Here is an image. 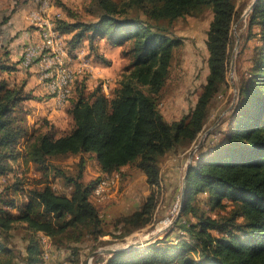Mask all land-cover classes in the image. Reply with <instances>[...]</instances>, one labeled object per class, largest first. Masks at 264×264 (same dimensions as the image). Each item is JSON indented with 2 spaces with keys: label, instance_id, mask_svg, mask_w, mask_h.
I'll list each match as a JSON object with an SVG mask.
<instances>
[{
  "label": "trees",
  "instance_id": "16d2710c",
  "mask_svg": "<svg viewBox=\"0 0 264 264\" xmlns=\"http://www.w3.org/2000/svg\"><path fill=\"white\" fill-rule=\"evenodd\" d=\"M96 1L99 14L95 19L79 18L73 11L70 18H57L55 28L69 34L66 46L71 56L88 41L89 54L97 60L110 64L105 53L108 44L120 45L128 62L110 94L103 90L102 81L89 89L86 77H76L67 101L73 119L68 132L58 135L49 121H45L47 128L30 132L15 112L33 93L25 83L12 85L8 79H0L1 172L8 170L7 161L22 155L45 173L53 158L79 157L76 173L59 170L69 194L56 191L46 179L29 185L23 175H15L11 195L8 190L0 193V264L16 262L18 256L7 239L18 225L27 230L25 264H46L43 235L53 245L70 246L83 233L99 242L103 241L100 236L114 234L105 229L108 220L91 199L104 178L84 179L92 157L102 175L135 165L151 187L139 208L115 219L117 227L124 228L118 236L153 222L163 158L191 147L205 125L214 97L227 84L232 25L238 15L236 0ZM57 4L65 7L63 2ZM205 8L213 11L206 40L207 82L191 112L171 122L159 108V100L182 39L162 21L172 23ZM248 26L249 37L259 39L252 65L239 86L229 128L209 142L207 154H198L188 166L180 217L163 238L143 248L114 252L106 264H264V0H256ZM101 38L105 44L97 42ZM0 68L16 69V65L0 61ZM25 136L28 143L22 153L18 145ZM200 193L209 195L211 208L227 207L225 199L231 200V213L210 215L194 202ZM188 213L195 220L182 221V214ZM175 229L181 233L171 239Z\"/></svg>",
  "mask_w": 264,
  "mask_h": 264
},
{
  "label": "rangeland",
  "instance_id": "374dc122",
  "mask_svg": "<svg viewBox=\"0 0 264 264\" xmlns=\"http://www.w3.org/2000/svg\"><path fill=\"white\" fill-rule=\"evenodd\" d=\"M40 1L36 8L39 7ZM50 1L52 6L49 17L54 22L62 16L70 18L69 14L73 13V11H77V17L86 20L95 19L99 14L96 0H57L65 4L64 8L59 6L56 0ZM253 1L236 0L238 15L232 25L227 84L223 85L214 97L202 131H200L190 148L186 150L179 148L172 151L161 162L162 184L159 190L158 206L153 222L145 227L136 229L130 234L118 236L124 231V228L123 226L117 227L115 219L122 214L130 213L139 208L150 193L151 187L147 183L143 171L135 165L125 166L121 171L112 175H102L98 161L92 157L87 162L84 179L90 180L101 177L100 180H102L105 177L110 178V186L104 191L101 190V193L98 194L94 191L91 199L99 208L102 217L108 220L105 229L113 231L114 234L100 236V239L103 241L99 242L91 240L90 236L83 233L80 239L74 241L70 246L68 244L63 245L64 243L53 245V241L49 239L48 246L41 245L45 250L43 257L46 264H106L111 253L101 249L122 248L135 241L145 242L141 245L147 246L163 238L166 232L172 228L175 221L181 215L183 201L182 187L188 166L198 154H207L209 142L219 139L223 135V131L229 128V118L238 99L239 86L242 83V79L247 76L248 69L252 65V59L255 55V48L259 45V39L257 36L249 37L248 23L250 12L247 13L246 11ZM56 6L60 10L56 9ZM67 7L70 8L67 9ZM31 12L29 14V21L39 28L38 22L31 19ZM212 18V9L205 8L198 14L179 17L172 23H169L167 20L162 21L174 35L182 39V44L175 49L171 73L159 100V108L166 119L171 122L179 120L191 112L197 103L204 84L207 82L209 51L206 40ZM254 31H258V28L255 27ZM97 42L105 44L106 40L101 38ZM84 44L86 51L78 49L73 56L69 54L67 49V53L71 57L70 61L73 59L77 61V56L80 54L91 59V65L87 68L84 67V60L76 62L78 66V69L74 67L76 77H86L89 89L94 88L101 80L105 79L111 80L113 82L112 85L115 84L113 87H115L128 62L127 57L122 52V47L120 45H106L105 53L108 59H110V64H107L97 60L94 54L90 56L88 41L82 45ZM103 71L111 72L104 73ZM23 72V74H18V83L22 84L25 81L27 84L25 88L33 93V97L24 100L20 109L15 112L20 121L25 124L30 132L38 127L47 128L49 124H46L45 121H49L50 124L55 126L58 135L68 132L73 126V119L67 112L70 102L63 107L64 109L59 114H53V107L48 102L47 93L39 87L41 83L37 82L35 75L32 74L33 72L29 68L24 69ZM112 85H109L108 88L104 87L103 90L108 94L111 93L113 89ZM27 143L28 137L25 136L18 145L22 153ZM192 151L193 155H191ZM78 159V156L53 158L50 162L51 169L47 173L42 169H38L32 162L26 161L23 155L17 157L15 160H9L7 161L8 170L4 172L0 171V193L8 190L11 191V195L13 192L10 187H13L11 185L15 181V175H23L29 185L33 186L38 180L46 179L53 185L56 191L69 194L70 188L64 184L65 179L59 170L62 169L69 173H76L78 170ZM118 175L120 177L116 180ZM8 181H10L9 184H7ZM208 200L209 195L207 193H200L194 202H197L201 208L205 209L212 216L222 217L231 213L233 207L231 200L225 199L227 207L224 208H211ZM187 218L195 220L192 213L182 214V221L185 222ZM26 231L24 226L18 225L10 231L7 239L9 246L13 247L14 253L18 256L15 264H25ZM180 233V230L175 229L169 237L176 239ZM38 236L40 237V233H38ZM186 237L189 238L188 236ZM71 246H74V248ZM45 248H49L48 256H46Z\"/></svg>",
  "mask_w": 264,
  "mask_h": 264
},
{
  "label": "crops",
  "instance_id": "0c3cea01",
  "mask_svg": "<svg viewBox=\"0 0 264 264\" xmlns=\"http://www.w3.org/2000/svg\"><path fill=\"white\" fill-rule=\"evenodd\" d=\"M38 2L39 0H0V61H4L7 64L14 63L16 65V69L0 68V79L6 78L12 85L16 83L18 84V74H23L24 69H26L21 64L23 48L29 42L41 40L40 27H36L29 21V14L38 6ZM56 9L60 10L58 6H56ZM68 38L69 34H62L61 42L66 48V40ZM79 49H84L86 51L85 44ZM65 57L67 58V55ZM67 59L73 67L78 69V66L76 65L78 60L76 61V59H73L70 61L71 57H68ZM29 69L33 72L32 74L35 75L37 82L41 83L39 87L47 93L48 102L53 107L52 113L59 114L64 109L63 107L68 103H65L63 107H57L56 105L59 103L57 102V99L49 93L44 82L40 80L37 66ZM103 72L109 73L111 71ZM110 83V85L113 84L111 80ZM114 85H112V87Z\"/></svg>",
  "mask_w": 264,
  "mask_h": 264
},
{
  "label": "bare ground",
  "instance_id": "6f19581e",
  "mask_svg": "<svg viewBox=\"0 0 264 264\" xmlns=\"http://www.w3.org/2000/svg\"><path fill=\"white\" fill-rule=\"evenodd\" d=\"M45 1H46V12L44 11V8H42V5L44 4V0H41L39 7L31 12V19L33 21H37L39 24V27L41 29V40L44 39V31H43L44 25H50V20H51L49 16L51 13L50 10H51L52 4H51L50 0H45ZM51 27H52V30L54 31V34H49L48 45H41V52L42 53H48V55L57 54V58H58L59 62H53L52 63V71H49V75H42L41 81L44 82L49 93L52 96L55 93V85L53 83V78H56V74H58V78H64L65 81H71L72 83L69 84V96H66V99H65V103H67V101L69 100V97L71 95V92H72V85H73L75 78H76V71H75V68L68 62V59L65 57L67 55V48L61 42L62 34L55 28L54 20H51ZM64 54H66V55H64ZM62 62H65L64 63V71H63ZM42 65L43 66H50V58L49 57H43L42 58ZM110 84H111L110 81H107L105 88H108V86ZM103 89H104V87H103ZM54 97L57 99V102L59 103V96H54ZM107 178L108 177H105L104 179H107ZM109 179H108V185L107 186H105L103 188H99L103 183V180H102L101 182H99L97 184L94 191H96L98 194V193H101V190H103V191L106 190L110 186V180ZM48 241H49V238L47 236L43 235L42 236V242H43L42 244H44V246H48L47 245Z\"/></svg>",
  "mask_w": 264,
  "mask_h": 264
},
{
  "label": "built area",
  "instance_id": "2783aa9c",
  "mask_svg": "<svg viewBox=\"0 0 264 264\" xmlns=\"http://www.w3.org/2000/svg\"><path fill=\"white\" fill-rule=\"evenodd\" d=\"M44 11L46 12V1L44 0V4L42 5ZM44 39L38 40L34 42H29L23 48L22 56H21V64L25 68H30L31 66L35 65L38 68L39 78L41 80L42 75H49V71H52V63L59 62L57 58V54L55 55H48V53L41 52V45H48L49 43V34H54V31L51 27V20L50 25H44ZM42 57H49L50 58V66H43L42 65ZM70 57L67 53V58ZM77 60H84V67L87 68L90 64V60L86 56H77ZM64 63L63 64V71H64ZM107 79L102 81V87L106 86ZM53 83L55 85V93L53 96H59V104L56 105L57 107H63L65 105L66 96H69V84L71 81H65L64 78H58V74H56V78H53ZM120 175H118V180ZM108 185V178L103 179V183L99 188H103ZM46 249V256L49 255V248Z\"/></svg>",
  "mask_w": 264,
  "mask_h": 264
},
{
  "label": "water",
  "instance_id": "95a60500",
  "mask_svg": "<svg viewBox=\"0 0 264 264\" xmlns=\"http://www.w3.org/2000/svg\"><path fill=\"white\" fill-rule=\"evenodd\" d=\"M255 2H256V0H254L252 2V4L249 6V8L246 11L247 13L250 12L253 9V7L255 5ZM191 155H193V151L191 152ZM187 175H188V171H186V174L184 176V181H183V187H182L183 201H182V205L184 203V196H185V192H186ZM182 205H181V207H182ZM142 243H145V242L135 241V242L130 243V244H128V245H126L125 247H122V248H104V249H101V250H104L105 252H109V253L112 254V253L117 252V251L134 250V249H137V248H143L145 246L141 245Z\"/></svg>",
  "mask_w": 264,
  "mask_h": 264
}]
</instances>
